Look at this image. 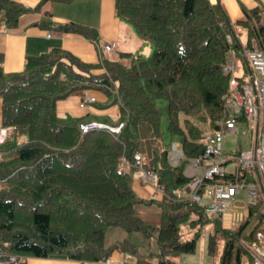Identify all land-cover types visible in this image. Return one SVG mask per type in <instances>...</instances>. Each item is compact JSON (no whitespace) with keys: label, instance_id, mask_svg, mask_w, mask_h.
I'll list each match as a JSON object with an SVG mask.
<instances>
[{"label":"trees","instance_id":"16d2710c","mask_svg":"<svg viewBox=\"0 0 264 264\" xmlns=\"http://www.w3.org/2000/svg\"><path fill=\"white\" fill-rule=\"evenodd\" d=\"M47 1L32 8L0 0V30L16 27L27 11H42ZM115 8L143 39L153 40L150 56L123 51L113 58L102 51L97 62H87L53 47L27 55L23 70L7 72L0 52L1 126H10L0 142V183L10 184L0 187V262L12 254L88 261L106 260L118 248L139 254L133 231L145 239L155 235L156 249L144 256L158 257L159 264H178L176 254L196 250L209 217L205 203L177 191L190 180L184 173L187 160L173 165L168 159L171 144L165 140L159 101H166L168 134L179 137L188 157L202 156L206 133L188 116L220 131L216 120L224 114L223 96L231 85L240 89L243 84H232L224 66L232 51L253 75L244 51L254 42L264 45V7L244 8L236 22L221 0H115ZM34 24L58 34L80 33L100 44L96 28L54 21L48 10ZM235 24L245 31L244 42ZM92 89L115 93L120 114L112 125L123 122L119 131L93 127L82 132L84 116H59L58 100ZM140 166L157 174L162 198H144L134 190L133 173ZM256 173L258 198L247 204L239 223L226 227L221 216L212 220L207 252H220V264H254L255 247L264 239L263 183ZM243 174L256 180L254 170ZM219 176L233 180L229 173ZM152 203L160 207L155 222L151 213L138 209ZM112 225L128 234L106 244ZM140 262L148 263L144 257Z\"/></svg>","mask_w":264,"mask_h":264},{"label":"crops","instance_id":"0c3cea01","mask_svg":"<svg viewBox=\"0 0 264 264\" xmlns=\"http://www.w3.org/2000/svg\"><path fill=\"white\" fill-rule=\"evenodd\" d=\"M15 1L27 7L34 8L40 0ZM221 1L233 22L242 18L244 15V8L249 9L257 5L263 6L261 0ZM46 10L51 12V17L54 21H75L96 28L99 35L98 42L102 46L107 41H113L116 44L115 49L120 47V52H133L132 41H134V39L132 34L134 33L130 30L125 19L117 15L115 0H49L42 6V11L30 10L23 13L16 27L7 31L0 30V52L3 53L1 66L5 71L13 72L23 70L27 55H37L49 51L53 47L68 49L87 62H97L99 60L101 51H98V43L96 41L80 33L63 32L62 34H58L41 25L34 24V22L42 16L43 11ZM235 28L244 42L246 40L245 31L237 24H235ZM134 49L137 48L134 47ZM102 51L107 50L103 48ZM236 57L235 54L231 52L229 61L234 63L237 68L238 61ZM85 94L93 95L96 99L87 103L86 106H81V98ZM98 100L99 98L92 93V90L74 92L67 98L57 101V112L59 115L62 114L65 116H84L83 121H100L107 124L118 121L120 114L119 103L109 102L107 104H102V102H98ZM1 102L2 99L0 97V125ZM137 180L140 182L138 184L139 187L134 183L133 188L139 196L141 195L142 197L143 194L146 193L153 197V193L156 192L157 198L160 199L162 197V192L159 191L154 184L143 183L140 179ZM183 194L188 193L187 191H183ZM221 220L223 226H232V213L230 211L225 212L221 216ZM121 235V239H123L127 236V233L124 232L121 233ZM147 252V250H144L140 251L139 254H131L118 248L112 252L108 259L103 261L79 260L61 254H52L45 257L29 256L26 258V261L27 264H159L158 257L144 256ZM143 257L148 263L140 262ZM182 260H185L184 257H180V261ZM180 261L177 260L178 264H182Z\"/></svg>","mask_w":264,"mask_h":264},{"label":"built area","instance_id":"2783aa9c","mask_svg":"<svg viewBox=\"0 0 264 264\" xmlns=\"http://www.w3.org/2000/svg\"><path fill=\"white\" fill-rule=\"evenodd\" d=\"M228 38L231 40L229 35ZM115 46V42L107 41L103 46L97 44V49L99 52L103 48L110 51ZM245 55L250 66L256 72L255 85L260 94L261 104L257 102V106H255L249 92L230 86L228 92L223 96L224 114L216 120V123L221 126L220 131L214 133V143L217 145V148L215 149L213 144L206 142L207 147L204 154L198 157H188L176 143H173L168 151V159L173 165L179 164L182 160H187L184 173L190 180L181 190L177 191L183 193V191L188 189L189 195L187 194V196L195 201H202L206 197L207 201L204 202V211L208 217L222 216L227 212L235 195L242 188L246 189L247 204L257 200L259 188V184L257 183L258 174L254 171L253 178H256L254 180L244 175L243 172H250L256 168L263 175L261 179L264 192V45L260 46L254 42L252 46L245 49ZM234 69V63L228 60L224 66V71L233 73ZM94 100L95 97L93 95L86 94L82 97L80 104L81 106H86L87 103ZM255 110H257L256 128L253 127ZM261 110L263 112V120L260 126L259 117ZM122 125L123 122L114 126L98 121H82L80 123V129L82 132H86L90 128L101 127L108 128L112 131H119ZM9 128L10 126H0V142L6 138ZM226 132H233L241 137L251 133L255 140L254 156L251 157L250 155L242 154L223 156L221 151L223 150L224 134ZM206 136L209 137L210 133H207ZM231 160L235 161V167L233 170H228L226 165ZM224 173L233 175V180L225 179L223 176L216 178V175H223ZM133 174L134 177L142 181L154 184L164 194L162 186L156 183L157 174L153 171L146 170L140 166L137 167ZM153 197H158L156 192L153 193ZM235 209L234 212H231L232 226L236 225V222L239 223L246 213L245 211V213L240 214ZM255 251L254 264H264V239L260 245L255 247ZM24 259L25 256L12 254L9 258L1 261L0 264H15L24 261Z\"/></svg>","mask_w":264,"mask_h":264},{"label":"rangeland","instance_id":"374dc122","mask_svg":"<svg viewBox=\"0 0 264 264\" xmlns=\"http://www.w3.org/2000/svg\"><path fill=\"white\" fill-rule=\"evenodd\" d=\"M261 4L264 7V0H261ZM126 23L129 25L130 30L134 33V34H132L133 39H134V41H132V48H133L132 51L135 54H142L143 57H145V58L150 56L152 54V52L154 50V46H155L153 40L143 39V37L135 30V28L130 24V22L126 21ZM135 37H136V40H135ZM134 47H136L137 49H134ZM122 50H123V48H122ZM120 51H121V49H120V47H118L116 49L114 48V50H111L109 53L112 57L117 58L119 56ZM235 57H236V55H235ZM236 58L238 61L237 62L238 67L235 68L233 73H232V79H233L232 84H234L236 80H242L243 84H242V87L240 89L243 91L249 92L251 95L253 104L255 106H257V102H258V104H261V100H260V94H259L258 90L256 89V85H255L256 72L254 71V69L251 66V69L253 71V78H254V80H253L251 73L248 70V68L246 67V65L244 64V62H242V60L239 57H236ZM92 93H94L99 98L98 102H102V104H104V103L107 104L109 102H113V100L115 99V96H116L115 93L107 95L104 91L97 90V89H92ZM256 95H257L258 99L256 98ZM159 104H161V106L163 105L162 129H163L164 134H165L166 142L168 143V145L171 144V146L173 143H177L178 145H180L179 137L175 136V135H170V134H168V131H167V117H166V110H165L166 101L161 100V101H159ZM59 116L62 119L70 118V117H67L69 115L65 116V115L60 114ZM184 116H185L184 114L180 115V119H181L182 124H183ZM110 117L113 118L112 116H110ZM188 117L203 132L205 131V133H210V136L205 138V140L207 142L213 144L214 148L216 149L217 145L214 143V133L217 131L212 130L208 126V123L203 119H199L198 117H195L194 115H189ZM101 118H103V117H101ZM259 120H260L259 125L261 126L262 120H263L262 110L260 111ZM256 125H257V110H255V114H254V118H253V127L256 128ZM9 129H8V131H9ZM254 141H255L254 137H253V135H251V133H249L248 135H246L244 137H241L236 133L226 132L224 134L223 150L221 151V153L223 154V156H226L229 154L234 155V156L242 154V155H250L251 157H253L254 156V149H255ZM226 167L228 168V170H233L235 167V161L234 160L229 161L227 163ZM254 171L256 172V168H254ZM261 175L262 174H260V176ZM262 177H263V175L261 176V178ZM135 178L136 177H134L133 185H134V183H136V185L138 186V184L140 182L137 179H139V178H136V179ZM142 182L143 183H150L147 181H142ZM2 186L7 187V186H10V184L1 182L0 187H2ZM185 191H187V193H189L188 189H186ZM142 197L151 198V196H149L146 193H144ZM206 201H207V199H206V197H204L202 199V201H200V202L204 203ZM246 208H247V193H246V189L242 188V190L235 195L233 202H232L231 206L229 207L228 211L234 212V209H235L236 212L243 214V213H245ZM138 209H141L142 211L147 212V213H151V215H152V216H150L151 221L155 222L158 219V213L160 211V207L156 203H152V204H148V205L141 204V205H139ZM193 216H196V214H191L190 218ZM212 220H213V217H209V219H207V221L201 227V234L199 235V237L197 239V246H196V250L194 252H192V253H180V254L178 253L174 256L179 261H180V257H184L185 260L180 261L182 264H220V252L217 254H214V255L209 254L207 252L208 235H209V232L211 231V229L213 227ZM237 223L238 222H236L235 224H237ZM188 229H189L188 226L183 227L184 231H188ZM124 232L127 233V231L120 226H114V225L109 226L106 230V233H105V243L110 244V243L114 242V240H116V239L120 240L122 238L121 233H124ZM130 237L133 240L140 242V251L155 250L157 247L155 235L151 236L150 239H145V238H143V236L141 235L140 232L133 231L130 234ZM219 250H220V248H219ZM22 256H25V255H22ZM26 258L27 257L25 256V259Z\"/></svg>","mask_w":264,"mask_h":264}]
</instances>
